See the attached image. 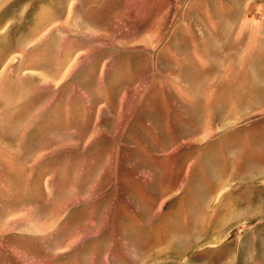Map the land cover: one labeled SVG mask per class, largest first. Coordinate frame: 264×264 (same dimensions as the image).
Instances as JSON below:
<instances>
[{"label": "rangeland", "instance_id": "374dc122", "mask_svg": "<svg viewBox=\"0 0 264 264\" xmlns=\"http://www.w3.org/2000/svg\"><path fill=\"white\" fill-rule=\"evenodd\" d=\"M0 264H264V0H0Z\"/></svg>", "mask_w": 264, "mask_h": 264}]
</instances>
